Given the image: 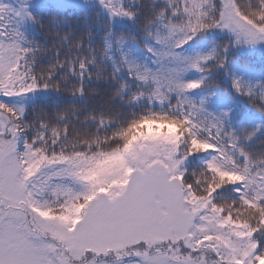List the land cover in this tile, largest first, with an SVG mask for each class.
<instances>
[{"label":"snow or ice","instance_id":"1","mask_svg":"<svg viewBox=\"0 0 264 264\" xmlns=\"http://www.w3.org/2000/svg\"><path fill=\"white\" fill-rule=\"evenodd\" d=\"M0 264H264V0H0Z\"/></svg>","mask_w":264,"mask_h":264}]
</instances>
